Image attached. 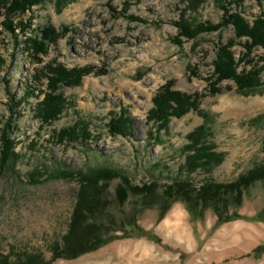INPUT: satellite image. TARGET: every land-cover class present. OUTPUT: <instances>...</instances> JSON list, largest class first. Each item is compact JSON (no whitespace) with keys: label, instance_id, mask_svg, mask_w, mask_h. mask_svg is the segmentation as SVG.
<instances>
[{"label":"rangeland","instance_id":"1","mask_svg":"<svg viewBox=\"0 0 264 264\" xmlns=\"http://www.w3.org/2000/svg\"><path fill=\"white\" fill-rule=\"evenodd\" d=\"M224 4L32 0L26 12L13 19L24 27L11 30L3 25L5 17L0 18V131L16 126L11 132L14 157L0 167V254L15 259L42 252L51 258L50 246L67 232L82 190L78 178L57 176L63 170L89 174L117 169L134 184L158 183L162 194L163 186L176 180L227 183L264 164V70L259 85L246 91L225 80L219 83L221 92L213 95L206 81L221 46L235 41L237 61L247 53V39L237 38L234 27L223 22ZM231 8L252 22L264 14V0H245ZM181 24L216 28L187 38ZM47 26L56 30L58 39L48 44L46 54L35 55L30 39L41 38ZM248 59H264V48L254 47ZM59 66L95 71L78 86L59 85L65 110L45 124L38 103L50 92L51 69ZM244 68L250 66L242 62L238 70ZM169 82L173 90L196 99L197 109L161 125L150 113L154 97ZM123 116L129 119L127 135L112 126ZM200 126L206 131L205 143L225 157L212 170L189 174L183 169L188 136ZM83 128L91 134L84 141ZM64 130H75L80 137L61 140ZM118 183L119 179L111 180L105 189L107 214L112 212L118 221L136 216L144 229L162 238V244L122 239L52 264H264V181L246 190L237 209L241 219L217 229L212 210L204 219L193 220L181 201L160 221L159 205L143 206L142 199L131 198L121 206Z\"/></svg>","mask_w":264,"mask_h":264},{"label":"trees","instance_id":"2","mask_svg":"<svg viewBox=\"0 0 264 264\" xmlns=\"http://www.w3.org/2000/svg\"><path fill=\"white\" fill-rule=\"evenodd\" d=\"M221 1L225 3L222 6L224 10L223 22L234 27L237 38L247 39L243 44L247 53L237 61L232 51L235 44L233 40L219 48L214 62V72L211 77L206 79L210 93L213 95L221 92L219 83L225 80L233 81L240 91L253 89L259 85L260 75L264 70V59L256 62L248 59L254 47L264 48V14L249 22L241 13L231 12V6L239 7L245 0ZM258 1L260 3L262 0ZM31 2L32 0H0V18L5 17L3 25L11 30L14 26L24 27L22 22L15 23L13 19L17 15L24 14ZM179 27L187 38H194L199 31H210L216 28L214 26H198L191 29L182 24ZM40 34L41 38L30 39L29 49L35 55L46 54L48 44L56 42L59 36L52 26L44 27ZM242 62L246 67L250 66V69L244 68L239 71L238 68ZM94 71L93 67L72 70L61 66L52 68V76H49L50 92L46 93L38 103L41 121L45 124L52 122L65 110L66 100L61 94H57L60 84L66 87L78 86L84 76ZM99 73L103 72L99 71ZM172 85V82L167 83L153 100L154 108L150 116L161 125H165L171 117L179 118L191 109H197L196 99L173 90ZM13 108V113L17 114ZM112 126L117 128L118 133L127 135L129 119L123 116L119 121H113ZM6 127L0 131V167L2 169L12 160L15 153V142L11 138V132L16 126L14 125L12 128L9 124ZM81 131L83 141L91 136L85 128ZM59 137L61 140L67 137L77 140L80 135L75 130H64L59 134ZM205 138L206 131L203 126L188 136L189 144L186 149V163L183 169L189 174L197 169L212 170L224 160V154L216 152L212 145L206 144ZM57 176L68 179L78 178L82 183V190L78 195L67 232L50 246L51 258L46 259L42 252L21 254L15 259L11 255L0 254V264H52L58 260H75L122 239L145 238L156 244H162V238L154 231L144 229L136 216H129V218L118 221L113 217L112 212L107 214L110 202L105 198V189L108 182L114 179H119L116 198L121 206L131 198L142 199L143 206L159 205L160 221L173 204L181 201L186 205L193 220L204 219L205 213L212 210L217 218L213 229H217L232 220L241 219L237 209L242 205L246 190L256 182L264 181V164L254 166L234 181L227 183L204 182L196 185L189 180H176L171 184L164 185L162 194L159 193L158 183L134 184L124 172L117 169L103 168L89 174L83 171L74 173L63 170Z\"/></svg>","mask_w":264,"mask_h":264}]
</instances>
